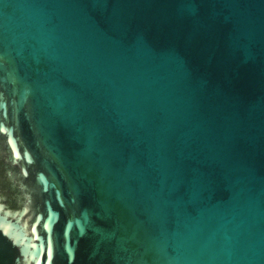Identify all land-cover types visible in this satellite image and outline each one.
<instances>
[{"label":"water","instance_id":"95a60500","mask_svg":"<svg viewBox=\"0 0 264 264\" xmlns=\"http://www.w3.org/2000/svg\"><path fill=\"white\" fill-rule=\"evenodd\" d=\"M0 264H264V0H0Z\"/></svg>","mask_w":264,"mask_h":264}]
</instances>
